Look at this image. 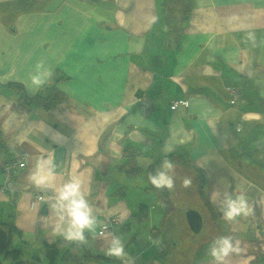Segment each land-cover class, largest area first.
Returning a JSON list of instances; mask_svg holds the SVG:
<instances>
[{"label":"crops","instance_id":"1","mask_svg":"<svg viewBox=\"0 0 264 264\" xmlns=\"http://www.w3.org/2000/svg\"><path fill=\"white\" fill-rule=\"evenodd\" d=\"M164 1L0 0V225L14 226L11 238L33 258L52 243L59 253L71 246L85 254L61 235L67 218L57 196L75 179L95 218L84 243L106 257L90 260L168 264L175 239H163L164 217L153 220L159 198L149 175L175 154L199 169L183 164L196 170L200 207L218 233L191 264H264V0H191L181 29L171 19L158 25ZM38 64L51 73L39 88ZM9 82L29 95L57 87L66 98L51 110L28 106ZM177 98L188 107L171 109ZM21 152L26 166L4 190L3 166ZM49 157L37 185L36 163ZM226 193H243L247 214L226 219ZM114 236L120 256L108 254ZM219 237L233 251L217 259L211 246ZM175 258L171 264H182L183 254Z\"/></svg>","mask_w":264,"mask_h":264},{"label":"rangeland","instance_id":"2","mask_svg":"<svg viewBox=\"0 0 264 264\" xmlns=\"http://www.w3.org/2000/svg\"><path fill=\"white\" fill-rule=\"evenodd\" d=\"M170 13L173 14V12H170ZM169 16H170L169 12H167V15H166V12L164 11L163 17L161 16L162 18L161 22L158 25H161L162 22L166 19L168 20L171 19L169 18ZM171 21H172V25L174 26L173 19H171ZM158 25L157 27H159ZM173 28L175 29V27ZM58 80H62V79H58ZM51 87L52 86H47L45 88V91L46 89H49ZM175 100H178V98L171 100L170 104L174 102ZM180 106H183V105H180ZM180 106L178 105L177 107H180ZM183 107L185 108V106ZM144 109H147V107H144ZM173 164L175 165L176 171L170 172V175H172L174 178V186L172 189H170L171 193L169 192L167 187H165V189L168 192L169 198L171 200V207L168 208L167 213L172 217V220H173L172 231H169V237L172 239H175V243L174 245H172L174 247L172 254L170 255L167 254V256L164 257V259L168 264H171V261L174 262V260L177 259L175 258V256L180 258V255L183 254L182 264H191L196 259L195 253L199 249H201L200 248L201 245L203 243L205 245H210L211 240H213V235L214 234L218 235V233H217V230L216 229L214 230L213 228V225L215 222V220H213L214 216L211 215V222H210L208 219L207 212L202 207H200V201L202 200H200V197L198 195V190H197L198 175L195 173L196 170L195 172H193L192 170H190V168H188L191 166L184 167L183 163L178 162V161L177 163H173ZM183 169L184 170L189 169V170L184 171V174H183ZM155 170L156 172L158 170L164 171L162 167L160 169H155ZM186 179L190 181V183L187 186H185V183H184ZM180 183H183L182 187H177L179 186L178 184ZM156 190H157V195H158L159 200L157 199L156 194H154V199L151 205L156 206V209H153L154 208L153 206H151L152 207L151 209L155 212V215L153 216V220H157V223H158L159 220H163V217L166 216V214L164 213V211H166V206L164 205L165 203L162 202V199L159 195L160 188H156ZM35 195L36 194H34L33 196L34 198L39 197L38 195L35 197ZM188 209H196L203 216V227L199 233H194L189 227L188 221L186 219V211ZM158 213L160 214V217L157 216ZM237 223L240 224V226L242 227L241 220H238ZM158 225L161 226V229L163 231L164 223L158 224ZM105 229L103 230L108 231ZM103 230L101 232H103ZM206 234H208V237H205ZM19 242H20L19 240H15L13 237L12 247L21 248L20 247L21 244ZM39 249L41 250L39 253V256L41 258L36 260V263L37 264H51L49 261L50 260L49 255H47V252H46V248L43 251L41 249V246H39ZM34 255L36 254H33L32 252L30 253L26 251L25 248H23L21 259L25 261L33 262L35 261V259L33 258ZM90 259L91 257H89L87 261L85 260L86 264H95V262ZM0 262H2V264H10V260L4 259L1 254H0ZM56 263L57 264L58 263L59 264H67V263L76 264L72 262V260H68V259L66 260V258H63V252L59 253L58 256L56 257ZM30 264H33V263H30Z\"/></svg>","mask_w":264,"mask_h":264},{"label":"clouds","instance_id":"3","mask_svg":"<svg viewBox=\"0 0 264 264\" xmlns=\"http://www.w3.org/2000/svg\"><path fill=\"white\" fill-rule=\"evenodd\" d=\"M44 66L37 65L36 74L32 76V84L39 88L45 82L46 77L51 73L50 70L42 72ZM51 163V157L42 158L37 161L35 170L32 174V180L37 184H43L46 179V165ZM164 171H157L156 174H150L149 180L156 188L167 187L172 189L174 186V178L170 175L173 169L172 162L165 159L161 166ZM187 186L190 181H184ZM57 201L60 204L61 211L67 218V228L61 232V235L69 241H85V231H91L94 226L95 218L92 214L88 200L85 194L81 191V186L78 180H70L63 185L59 190ZM223 215L226 219H233L241 214H247L248 207L243 193L238 195L225 194L223 201ZM230 251H233L232 241L228 237H219L211 246V254L217 259L226 256ZM123 252V244L119 237H113L111 247L108 249V254L120 256Z\"/></svg>","mask_w":264,"mask_h":264},{"label":"trees","instance_id":"4","mask_svg":"<svg viewBox=\"0 0 264 264\" xmlns=\"http://www.w3.org/2000/svg\"><path fill=\"white\" fill-rule=\"evenodd\" d=\"M191 9H192V1L191 0H165L163 7H162V11L169 12L170 16L169 18L173 19L174 21V27L181 29L182 27H184V25L187 23L190 13H191ZM170 12H173V14H171ZM178 29L176 31H178ZM12 90L13 92L17 95L18 100L26 103L28 106H41L43 107V109L45 110H51L54 106H56L58 103H60L61 101H63L66 98V94L58 89L57 87H51L48 89L47 94H44L42 92H39L37 94L34 95H29L26 92V89L24 87L23 84H21L20 82H9L7 84ZM5 146L3 144L2 141H0V150L3 149ZM125 153H128V151L125 150ZM131 151L130 153H128V156L131 155ZM167 159L169 161L173 163H177L181 162L184 165L187 166H191L194 167V169L197 170V172H199V169L195 168V166H192L193 164L191 163V161H187L185 159H182L180 157V155H175V154H171L169 156H165L163 158H160L159 160H157V164L161 165L162 162ZM153 167V166H151ZM136 171L138 172V169H136ZM133 173H135V171H133ZM204 179L202 180L201 184H203ZM166 187V186H165ZM165 187L160 188L159 191V195L162 199V202L165 203L164 205L166 206V211L165 214V220H164V226H163V231L164 234L167 235L163 237V239H167L168 241H170V239H168L169 236V231H172V217L167 213L168 212V208L171 207V200L169 198V194L166 191ZM201 191V190H200ZM202 194L204 197V193H200ZM207 205H209V202L207 203ZM141 212H139V214H137L138 218H142L145 215V208L144 207H140ZM141 213V214H140ZM160 229V228H158ZM156 230V229H154ZM153 230V232H154ZM9 232V237H10V241L8 246L0 251V254L3 256L4 259H9L10 260V264H37L36 260H38L39 258H34L35 261L31 262V261H25L21 259V254L22 251L19 248H13L12 247V238H11V233L13 231H17L16 228L14 226H9L8 230ZM19 232V231H17ZM163 239L161 240V242L163 241ZM76 243H78L83 250H85V254H83L79 249H77V251H72L71 246L69 248H67L66 250H63V258H66V260H72V262L76 263V264H86L87 259H89V257H94L96 259L99 260H104L106 259V257L103 256H99V255H94L90 253L87 250V246L84 242H80V241H75ZM165 243V241L163 242ZM166 245V244H165ZM46 246L48 247L47 250V255H49L50 258V263L51 264H57L56 263V257L59 254V251L57 250V248L55 247V245L52 244H46ZM74 247H78V245H75ZM87 258V259H86ZM86 260V261H85ZM0 264H2V262H0ZM59 264V263H58ZM69 264V263H67Z\"/></svg>","mask_w":264,"mask_h":264},{"label":"built area","instance_id":"5","mask_svg":"<svg viewBox=\"0 0 264 264\" xmlns=\"http://www.w3.org/2000/svg\"><path fill=\"white\" fill-rule=\"evenodd\" d=\"M231 91H236V93L238 92L237 88H229ZM232 103L234 102V100L231 101ZM183 105L185 107H188L189 105V100L188 99H183V98H178V100H175L174 102H172L170 104V108L171 109H175L178 108L177 106ZM146 107L145 105H143V108ZM241 129V123L237 124V130ZM26 166V154L21 152L18 153L14 158L8 160L5 162L4 166H3V175H4V181L2 183V188L4 190H11L12 189V185H13V179H14V175L15 172L17 171V169H21L23 167ZM118 218L113 219V221H117ZM109 227L106 228L109 230Z\"/></svg>","mask_w":264,"mask_h":264},{"label":"water","instance_id":"6","mask_svg":"<svg viewBox=\"0 0 264 264\" xmlns=\"http://www.w3.org/2000/svg\"><path fill=\"white\" fill-rule=\"evenodd\" d=\"M186 219L189 227L194 233H199L203 227V216L196 209H188L186 211ZM10 241L9 232L0 225V251L4 250Z\"/></svg>","mask_w":264,"mask_h":264},{"label":"bare ground","instance_id":"7","mask_svg":"<svg viewBox=\"0 0 264 264\" xmlns=\"http://www.w3.org/2000/svg\"><path fill=\"white\" fill-rule=\"evenodd\" d=\"M117 222V221H116ZM108 227V226H107ZM106 228V227H105ZM109 229H110V227H109ZM105 230H108V229H105Z\"/></svg>","mask_w":264,"mask_h":264}]
</instances>
